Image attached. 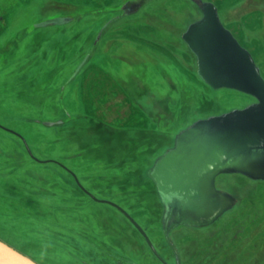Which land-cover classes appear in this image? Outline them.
I'll return each instance as SVG.
<instances>
[{
    "label": "rangeland",
    "instance_id": "374dc122",
    "mask_svg": "<svg viewBox=\"0 0 264 264\" xmlns=\"http://www.w3.org/2000/svg\"><path fill=\"white\" fill-rule=\"evenodd\" d=\"M207 1L264 78V0H0V124L39 159L0 126V239L40 264H161L62 165L165 249L148 169L195 119L256 100L197 73L182 34ZM57 16L71 19L36 25ZM215 185L235 202L190 229L187 264H264V179L222 172Z\"/></svg>",
    "mask_w": 264,
    "mask_h": 264
},
{
    "label": "water",
    "instance_id": "95a60500",
    "mask_svg": "<svg viewBox=\"0 0 264 264\" xmlns=\"http://www.w3.org/2000/svg\"><path fill=\"white\" fill-rule=\"evenodd\" d=\"M138 1L123 3L129 13ZM201 16L188 24L182 38L195 54L197 73L214 88L227 87L251 94L255 101L241 108L197 118L180 129L173 145L160 154L147 174L155 184L162 203L164 233L176 224H210L230 208L235 197L216 188L214 178L222 172H237L253 179H264V78L250 51L242 46L221 22L212 2L200 3ZM57 16L36 25L67 22ZM53 124L54 121H44ZM28 154L35 160L25 138L16 131ZM78 186L91 198L107 202L122 211L154 247L140 224L117 203L96 197L62 165ZM0 264H40L29 255L0 239Z\"/></svg>",
    "mask_w": 264,
    "mask_h": 264
},
{
    "label": "flooded vegetation",
    "instance_id": "af4514ba",
    "mask_svg": "<svg viewBox=\"0 0 264 264\" xmlns=\"http://www.w3.org/2000/svg\"><path fill=\"white\" fill-rule=\"evenodd\" d=\"M161 207H162V203H161ZM162 210H163V207H162ZM161 218H162V215H161ZM191 228H198V226L187 225V224H176L168 230L167 234H165L164 229L162 227V222H161V231H162V236L165 242V249L162 251L156 248V246L153 244L152 240L146 233L154 247V250H153L148 245L153 257H155L161 264H187L186 262L187 250L185 249V246L183 245L181 246V242L185 240L187 235L190 234ZM136 230L140 233V231L137 228ZM140 235L142 236L141 233ZM142 237L144 238V240H146L144 236ZM196 252H198V249ZM119 263L126 264L122 261H119Z\"/></svg>",
    "mask_w": 264,
    "mask_h": 264
},
{
    "label": "bare ground",
    "instance_id": "6f19581e",
    "mask_svg": "<svg viewBox=\"0 0 264 264\" xmlns=\"http://www.w3.org/2000/svg\"><path fill=\"white\" fill-rule=\"evenodd\" d=\"M263 129H264V127L261 128L262 131H263ZM217 175H218V174H217ZM217 175H216V176H217ZM216 176H215V177H216ZM214 185H215V178H214ZM215 187H216V185H215ZM216 188H217V187H216Z\"/></svg>",
    "mask_w": 264,
    "mask_h": 264
}]
</instances>
